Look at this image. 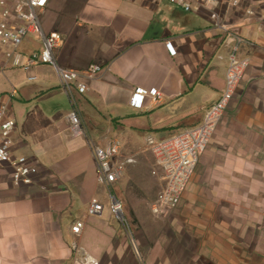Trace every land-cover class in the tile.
Listing matches in <instances>:
<instances>
[{
	"label": "crops",
	"instance_id": "obj_1",
	"mask_svg": "<svg viewBox=\"0 0 264 264\" xmlns=\"http://www.w3.org/2000/svg\"><path fill=\"white\" fill-rule=\"evenodd\" d=\"M229 1L206 0L205 7L185 13L168 0H50L39 17L45 34L60 35L57 65L103 69L84 81V94L66 93L50 67L24 73L5 65L0 54V102L15 123L12 152L38 169L31 185L14 186L11 169L0 164V264H84L73 244L97 264L118 256L127 243L109 210L110 192L97 182L91 145L118 137L123 150L132 151L145 135L160 139L200 124L222 92L235 36L243 40L237 57L249 66L179 211L213 249L202 263L264 264L258 252L264 227L253 226L264 221V0H239L236 8ZM209 8L230 35L214 26ZM38 48L29 36L21 51ZM136 89L156 90L160 98L145 97L134 109ZM71 110L83 138L70 137ZM147 166L137 160L127 167L120 189L148 176ZM92 199L104 207L94 217L87 213ZM242 216L250 217L243 229ZM76 223L83 225L78 236L71 230Z\"/></svg>",
	"mask_w": 264,
	"mask_h": 264
},
{
	"label": "built area",
	"instance_id": "obj_2",
	"mask_svg": "<svg viewBox=\"0 0 264 264\" xmlns=\"http://www.w3.org/2000/svg\"><path fill=\"white\" fill-rule=\"evenodd\" d=\"M49 1L0 0L1 59L5 65L24 73H29L39 66L50 67L66 93L70 94L75 91L78 94H84L87 90L84 81L94 80L103 69L98 65H89L82 71H76L57 65L54 52L60 43V35L55 32L45 34L39 17L40 11L48 5ZM205 1L168 0L185 13H191L202 6L205 7L206 4H202ZM228 4L236 8L240 2L230 0ZM208 7H210L209 3ZM208 10H210L209 18L214 26L222 33L230 35L228 28L221 24L219 15L210 8ZM29 36H33L39 48L29 54H24L21 47ZM234 38L235 45L227 58L222 92L217 101L205 110L201 123L169 137L159 139L149 135L145 139L147 150L154 159L153 175L158 174L162 183V190L151 206V211L155 215L169 212L180 204L199 158L206 151L249 66L247 59L237 57L243 40L238 36ZM166 47L170 55L174 56L175 51L171 46L167 44ZM145 97H152L156 100L160 98V94L156 90L147 92L136 89L130 99V106L134 109H141ZM66 119L72 139L85 137L82 122L75 110H71L66 115ZM14 130V120L7 106L0 102V164L7 165L11 169L10 177L14 186H28L33 183L38 169L28 158L14 155L12 152ZM91 152L96 165L97 182L109 192L113 185L122 179L126 168L136 163L134 157L122 153L121 145L117 140H108L103 146L92 144ZM103 209L104 207L96 199H92L88 204L87 213L94 217L100 215ZM109 210L111 214L119 218L121 205L111 194ZM82 226V223H76L71 229L72 233L78 236ZM72 248L81 256L84 264H97L76 244H73Z\"/></svg>",
	"mask_w": 264,
	"mask_h": 264
},
{
	"label": "rangeland",
	"instance_id": "obj_3",
	"mask_svg": "<svg viewBox=\"0 0 264 264\" xmlns=\"http://www.w3.org/2000/svg\"><path fill=\"white\" fill-rule=\"evenodd\" d=\"M214 1L223 4L226 0ZM147 136L149 135L143 136L141 147L126 152L119 138L116 136L117 138L113 139L121 143L124 155L134 157L136 162L144 160L148 165L149 174H141L125 190L120 189L118 182L110 190V194L121 205V217L115 218L121 225L122 239H125L127 244L120 254L113 256L107 264H204L200 258L211 255L213 249L205 245L208 242L206 234L193 232L194 229L191 230L186 225L180 215L181 205L162 215H155L151 211V206L162 190V183L158 174L153 175L154 159L146 147ZM249 219V216L240 217L242 229L243 223L249 222ZM262 223L264 221L254 222L253 226L264 227ZM258 235L264 237V228L258 230ZM258 252L264 255V248L258 249Z\"/></svg>",
	"mask_w": 264,
	"mask_h": 264
},
{
	"label": "water",
	"instance_id": "obj_4",
	"mask_svg": "<svg viewBox=\"0 0 264 264\" xmlns=\"http://www.w3.org/2000/svg\"><path fill=\"white\" fill-rule=\"evenodd\" d=\"M121 217V216H120ZM120 219V218H119Z\"/></svg>",
	"mask_w": 264,
	"mask_h": 264
}]
</instances>
